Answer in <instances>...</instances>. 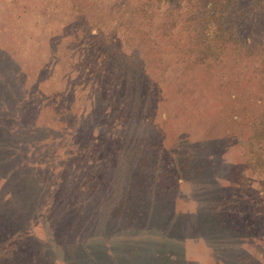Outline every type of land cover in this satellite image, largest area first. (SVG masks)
Returning <instances> with one entry per match:
<instances>
[{"label": "trees", "instance_id": "1", "mask_svg": "<svg viewBox=\"0 0 264 264\" xmlns=\"http://www.w3.org/2000/svg\"><path fill=\"white\" fill-rule=\"evenodd\" d=\"M117 14L107 16L102 24L100 19L89 21L90 16H46L52 21L45 28L49 36L45 41L38 28L24 40L1 38L0 264H43L44 260L50 264L43 255L45 239L56 237L60 242L54 244L55 249L65 250L76 241L85 242L88 227L96 230L98 223L105 224L99 229L104 230L101 237L108 248L115 233L145 224L138 202L150 201V207L164 205L163 211L182 214L177 192L189 183L209 186L219 173L225 182L215 180L217 188L207 208L210 221L203 223L225 230V238L228 233L238 239L250 238V242L264 241V107L255 109L259 110L255 115L248 105H239L242 113L236 118H245L247 133L168 146L164 128L156 122L162 86L149 73L140 49L143 44L156 48L161 40L185 39L197 62L218 66L233 59L243 73H239L240 80L248 81L241 96L257 93L264 100V0H123ZM70 37L74 41L67 48L73 51L78 73L70 72L64 91L45 97L39 77L46 75L50 62L44 60L47 47L52 43L55 48L62 38ZM83 39L88 40L83 43ZM31 47L37 50L34 57ZM26 49L32 64H25L18 55ZM86 100L95 102L90 111L83 113L86 104L81 115L75 114L80 110L77 103ZM46 105L61 114L60 127L41 120ZM87 118L99 119L96 125L103 130L101 137L93 135L94 130L80 135V123ZM132 126L154 131L147 141L132 133L121 144ZM23 130L24 143L32 152L18 167L16 152L9 149H19ZM111 136L121 137L114 139L118 145L108 142ZM56 141L59 152L50 148ZM226 142L229 145H223ZM235 145L241 158L232 165L226 153ZM193 159L198 165L181 174L180 168ZM82 193L89 199V208L83 202L80 205ZM129 205L132 212L126 213ZM197 218L186 215L179 226L192 227ZM41 224L49 226L46 238L32 233ZM241 252L248 256H241L240 264H262L247 249Z\"/></svg>", "mask_w": 264, "mask_h": 264}, {"label": "rangeland", "instance_id": "2", "mask_svg": "<svg viewBox=\"0 0 264 264\" xmlns=\"http://www.w3.org/2000/svg\"><path fill=\"white\" fill-rule=\"evenodd\" d=\"M122 3L123 0H0V42L1 38L8 42L13 39L18 40L21 38L22 40L31 32L36 34L38 29L42 31L43 34L40 33V37L43 36L42 40L45 41L49 37L45 28H48L49 23L52 21L51 18L46 16H59L62 19L69 16H90L89 21L94 23L101 20L100 23L102 24L107 16H118L117 11ZM74 22L77 23L78 21L75 19ZM16 27L18 28L17 32H15ZM73 39L72 37L70 39L62 38L58 45L55 44V48L51 47L52 43L47 47L48 51L44 60L49 59L50 62L46 68V75L43 76L42 73L39 77L41 80L40 87L44 90L45 97L53 93L56 94L58 91H64L68 85L67 78L70 72L78 73L76 62H72L73 51H69L67 48L74 41ZM87 40L83 39L82 42L84 43ZM185 42V39L181 42L161 40L160 45L156 48L147 44L140 47L142 49L141 55L148 65L149 73L153 78L158 79L162 86L156 122H159L164 128L165 144L174 147L178 146L179 142L188 143L190 141L219 139V137L224 138V136H228L230 139L240 132L241 134L247 133L248 128L246 127L245 118H242V116L236 118L237 114L242 113V111L240 113L238 111V108L241 107L239 105L242 103L248 105L250 113L256 115L259 110L255 109H262L264 100H259L257 93L241 96V90L246 88L245 85L248 81L247 79L240 80L239 73H242V71L233 59L227 62L223 61L218 66L208 62H197L188 51V45ZM31 48L34 57L37 50L33 49L34 47ZM127 51L129 52L130 49L128 48ZM18 55L23 57L22 60L25 64H27L26 62L32 64V56H29L28 49L19 52ZM124 62L125 60H123ZM243 64L252 65L250 62ZM72 75L76 76L77 74L72 73ZM140 84L142 82H139L138 86ZM77 93L80 94L81 92L78 91ZM83 98L80 97V100H83ZM86 104H88V109L83 112L82 108ZM94 104L95 102L91 104L88 100L78 102L77 105L80 110L79 113L75 114L87 113ZM147 104H149L148 101ZM60 117L61 114H56L54 107L43 106L41 120L48 123L54 122L56 126L60 127V124L57 123ZM98 120L92 118H87L86 121L83 120L80 123V129L83 131L80 135L84 136L86 130H94L93 135L101 137V131L103 130H99L96 125ZM105 122L108 123L107 120ZM61 126L63 125L61 124ZM102 129L107 131L109 128L103 127ZM143 131H146V135L142 134ZM153 131L154 128L129 127L127 136L125 138L120 137L121 144L126 140H130L131 135L129 134L132 133L141 135L147 141ZM21 133L22 142L18 144L19 149H9L12 153L16 152L17 161H20L17 163L20 164L18 167L25 163L27 153L30 155L32 152L24 143L25 130ZM59 133L63 134L64 132ZM109 135L108 133V138ZM116 138L120 139L111 136V140H108V142L118 145L114 140ZM223 145L229 144L226 142ZM79 146L82 147V145ZM50 148L59 152L58 141L51 142ZM45 150L43 149L41 152ZM58 152L56 151L57 155H60ZM226 157L232 165L238 162L241 158L239 146L229 147ZM60 160H62L61 157L54 162L58 164ZM193 161L194 159L190 160L188 166L180 168L181 174L183 172L187 174L191 168L198 165L196 161ZM211 171L212 169L210 173ZM111 172L113 170H108L106 173ZM217 175L218 177L211 178L210 183L212 184H209V186H201L198 183L191 185L189 183L177 192L178 208L182 211L177 209L182 214L175 215L170 214L169 211H163L162 208L166 209L164 205L155 208L150 207V201L145 202L143 200L138 202L137 206L141 207V211H144L141 220L145 224L139 226L138 229L132 228L127 232L115 233L113 240L109 242L108 248L105 245V238L101 237L104 230L100 231L99 229L105 224L98 223L96 225L98 229L96 230L93 228V231H90L88 227V236L85 242L76 241V243H73L76 244L75 246L68 249L65 247V250L61 246H57L58 249H55L54 244L60 242L56 237L45 239L43 245H47L45 246L46 249L43 250V255L50 259V264H110L111 259L113 264H240L239 258L241 256L247 258L248 256L241 252L245 248L251 256L259 260L258 263L264 264V241L250 242V238L247 240L238 239L235 235L228 233L225 238L223 237L224 232L226 233L225 230L209 223L207 225L203 223V220L210 221L207 208L210 198L214 195L215 188H217L215 180L225 182L221 173ZM190 177L195 178L196 176L190 174ZM85 180L86 178H84V182ZM2 184L0 182V188ZM119 190L123 189L119 188ZM84 194L90 197V193L85 192ZM84 194L80 195V205L83 202V204L85 203L84 206L89 208L87 206L89 199L85 198ZM130 206L125 207L124 211L126 213L132 212ZM196 212H199L201 220L199 216L197 218ZM220 214L222 217L225 215ZM186 215L195 216L197 218L196 224L192 227L181 228L179 222ZM95 221L96 219H94ZM48 227L46 224H41L38 227L34 226L32 233L46 238L45 234ZM80 236L82 234L78 235V237ZM50 245H53V247H49ZM106 253L111 258H108ZM105 259H108V261L104 262ZM44 261L46 262L43 264H49L47 260Z\"/></svg>", "mask_w": 264, "mask_h": 264}, {"label": "flooded vegetation", "instance_id": "3", "mask_svg": "<svg viewBox=\"0 0 264 264\" xmlns=\"http://www.w3.org/2000/svg\"><path fill=\"white\" fill-rule=\"evenodd\" d=\"M224 213V212H223Z\"/></svg>", "mask_w": 264, "mask_h": 264}]
</instances>
